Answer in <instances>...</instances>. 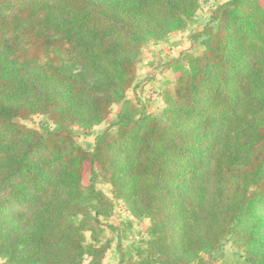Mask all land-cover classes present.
Listing matches in <instances>:
<instances>
[{
	"label": "trees",
	"instance_id": "obj_1",
	"mask_svg": "<svg viewBox=\"0 0 264 264\" xmlns=\"http://www.w3.org/2000/svg\"><path fill=\"white\" fill-rule=\"evenodd\" d=\"M200 5L0 0V264H104L115 199L150 220L129 264H216L228 236L246 264H264L262 1L219 5L204 49L167 64L164 116L128 97L145 44L186 30ZM115 104L94 147L78 144L74 126ZM37 114L55 128L21 122Z\"/></svg>",
	"mask_w": 264,
	"mask_h": 264
},
{
	"label": "rangeland",
	"instance_id": "obj_2",
	"mask_svg": "<svg viewBox=\"0 0 264 264\" xmlns=\"http://www.w3.org/2000/svg\"><path fill=\"white\" fill-rule=\"evenodd\" d=\"M226 1L201 0L200 8L186 30L171 33L164 42L145 44L139 59L137 82L128 91V97L146 108L148 112L164 116L163 93L166 89L173 88L177 74L174 69L167 67V64L186 53H199L204 49L203 38L199 33L210 22L212 13ZM261 1L264 5V0ZM119 108L120 105L115 104L109 117L91 129L74 126L73 134L76 142L84 148L92 149L97 134L113 123ZM21 122L43 132L55 128V124L42 114L33 115L30 119ZM114 130L115 127L112 128V131ZM86 168L88 180L91 165L87 163ZM97 187L112 197L109 183L100 180ZM101 219L105 230L103 240L111 243L104 264H129V261L138 259L137 247L148 238L150 220L146 217L133 216L125 203L116 199L110 216ZM215 255L216 264H246L243 251L234 245L232 236L225 239L222 250Z\"/></svg>",
	"mask_w": 264,
	"mask_h": 264
}]
</instances>
